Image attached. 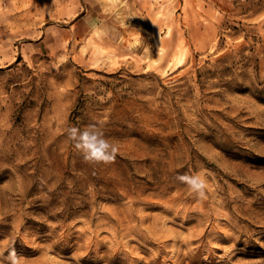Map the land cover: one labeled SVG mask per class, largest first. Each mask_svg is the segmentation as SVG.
Masks as SVG:
<instances>
[{"label":"rangeland","instance_id":"374dc122","mask_svg":"<svg viewBox=\"0 0 264 264\" xmlns=\"http://www.w3.org/2000/svg\"><path fill=\"white\" fill-rule=\"evenodd\" d=\"M90 123L110 164L66 136ZM12 249L264 264V0H0V264Z\"/></svg>","mask_w":264,"mask_h":264},{"label":"clouds","instance_id":"9594fccd","mask_svg":"<svg viewBox=\"0 0 264 264\" xmlns=\"http://www.w3.org/2000/svg\"><path fill=\"white\" fill-rule=\"evenodd\" d=\"M67 138L73 143L74 149L82 155L85 162L90 164H110L116 158L118 149L106 138L101 127L94 123L84 129L70 126L66 129ZM177 179L186 184L198 196L204 195L206 178L199 175L183 174ZM20 257L12 249L7 255V264H19Z\"/></svg>","mask_w":264,"mask_h":264}]
</instances>
